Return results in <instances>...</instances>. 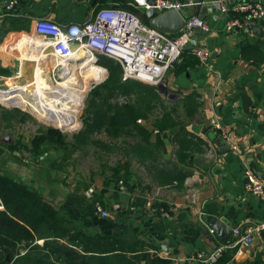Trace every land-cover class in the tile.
<instances>
[{
	"label": "crops",
	"instance_id": "crops-1",
	"mask_svg": "<svg viewBox=\"0 0 264 264\" xmlns=\"http://www.w3.org/2000/svg\"><path fill=\"white\" fill-rule=\"evenodd\" d=\"M8 1L0 0V72H14L19 57H23L16 48L7 47L13 33L31 35L40 18L62 26L83 23L93 19L100 8L122 5L123 0H15L12 14L3 15ZM219 1L205 0L198 9L212 30L194 32L197 45L211 50L210 63L194 53L196 45L183 51L163 83L131 79L126 84L124 94H129L130 87L144 88L149 102L159 105L154 119L139 107L136 123L147 133L136 131L138 141L131 144L153 171L154 181L141 185L126 172L124 190L117 189L115 183L111 188H98L94 199L110 212L105 217L88 208L93 201L74 181H62L52 167L57 158L52 165L37 164L31 170L30 158H20L16 150L13 153L20 161L9 162L11 176L36 188L63 216L80 220L89 233L116 234L128 246L172 259L174 264H264V230L255 233L250 246H228L215 262L198 257L234 240L222 241L209 230L214 216L226 219L232 227L255 225L264 219V198L245 188L244 177L245 167L250 166L264 180V19L253 23L260 25L261 35L248 32L251 23L246 21L242 28L227 31L228 20L241 13L230 10L227 17ZM40 51L48 62L55 60L50 47ZM23 61L25 68L27 58ZM37 68L35 61L33 74ZM112 97L108 100L112 104L110 116L117 114L116 106L123 107L121 112L128 115V105L115 104ZM133 107L138 110L137 105ZM214 117L231 131L238 150L212 126ZM0 172L4 173L1 168Z\"/></svg>",
	"mask_w": 264,
	"mask_h": 264
},
{
	"label": "rangeland",
	"instance_id": "rangeland-1",
	"mask_svg": "<svg viewBox=\"0 0 264 264\" xmlns=\"http://www.w3.org/2000/svg\"><path fill=\"white\" fill-rule=\"evenodd\" d=\"M132 7L135 8L134 6ZM137 10V15L142 17L145 9L141 8L140 10L138 8ZM9 42L6 43L8 48ZM28 46H24L29 48L24 52L18 51V49L21 48L19 47L17 53L27 52L30 57L32 55H35V57L30 59L23 56L24 58H27L24 74L22 78L15 82V84L26 86L30 91L29 95L25 93V91H18L21 99L24 100L25 106H22L18 101L5 102L0 97V168L2 171L10 176L12 175L9 171V162L11 163L15 160L20 161V159L16 157L17 155H14L13 153L18 150L20 158L26 159V156L30 158L28 168L31 170V166L35 167L37 164L43 166L52 165L54 158H57L54 162L55 166H52L53 169L59 176L61 175L63 177L62 181H74L72 183L76 184L77 188L83 189L82 191L85 196L86 190L90 187H93L97 192L98 188H111L113 185L112 183H115V187L120 189V179L118 182L116 181L119 175L126 177L124 184L127 186V173L135 176L138 183L141 185H147L154 181L155 177L153 171L146 167L147 162H144L145 160L140 158L142 155L139 156V151L136 150L137 147L134 146L133 148L135 149H133L131 146L132 143H137L139 138L134 129L129 127L125 128L123 126L115 128V126L109 125V116L108 119L106 118V122L102 125L95 124L89 129L86 127L87 121L89 120L90 122L97 112L96 106L104 101L103 98L109 97L108 90L103 87L109 75L107 68L94 62L95 64L104 67L106 73L102 71L95 73L97 70L94 68L77 69V66L82 61L76 58L68 61V64L70 63V68H65V72L67 73L65 75L62 67L53 69L56 66L55 60H49L48 62L46 55L43 53L40 54V50L45 47L43 44H33ZM41 59H43V61ZM35 61L36 65L39 67V73L35 80H33ZM73 72H75V76L73 75ZM0 73L1 75L6 76H12L14 74L13 71ZM66 77L69 80L74 77L72 79L71 88L67 92V98L65 95L57 93L59 87V84L57 83H63ZM75 78L77 80H75ZM86 78H88V81H86ZM37 79L40 80V84H42V82L46 83L47 80L50 81L51 84L49 83V85L52 90L49 91L46 89L45 91H40V101L45 99L51 100L59 111L66 112L65 116L61 112L62 118L60 120L55 121V118L51 119L39 115L34 111L37 110V108L33 106V101L31 100L36 97V90H38ZM7 82L9 85L12 84L11 80H8ZM5 88H9V86H0V89ZM142 89L144 91V88ZM96 90H98V92H96ZM131 91L132 94H124L122 92L113 94L112 96L114 100L111 102L120 105H137V113L139 112V107L143 106L141 109L145 113L150 114L151 119H154V114L157 115L159 111V105L153 101L149 102V94L145 95L143 91L136 88ZM111 94L112 92L110 91V98ZM1 96L7 95L2 93ZM29 97H31V100ZM144 101H147V104L142 103ZM2 106L9 110H6ZM67 107L68 109L65 110ZM42 113L50 115L56 114V117H58L57 113L51 114L48 113V111H42ZM108 114L109 112H107V115ZM52 128L60 130L63 134V138L58 137L54 141H49L51 138L49 137V139H44L39 145H37L36 136L38 133L43 131L46 133ZM7 138L8 140H6ZM163 151L164 150L160 152L161 157ZM30 152H33L34 155H30ZM161 161L163 162V160ZM36 169L40 168H35L34 170ZM45 171L47 174V170ZM12 177L16 178L14 176ZM160 190L161 188L158 189V191ZM95 197L96 196L94 195V198ZM75 223L77 227L82 228L85 232H90L86 226L81 224L80 220H76Z\"/></svg>",
	"mask_w": 264,
	"mask_h": 264
},
{
	"label": "built area",
	"instance_id": "built-area-1",
	"mask_svg": "<svg viewBox=\"0 0 264 264\" xmlns=\"http://www.w3.org/2000/svg\"><path fill=\"white\" fill-rule=\"evenodd\" d=\"M15 2V0L7 2L3 15L12 14ZM220 2L222 12L227 17L230 10L241 13L240 17L228 20L227 31L232 32L242 28L245 21L253 24L256 20L264 19V0H220ZM130 3L136 8L147 9L153 6L159 12H163L172 8L181 10L187 6L203 5L205 0H155L153 4L150 0H130ZM196 29L207 33L212 30V26L203 16L197 14L186 17L185 26L177 33H168L145 22L136 13L118 4L100 8L93 19L83 23L62 26L49 18H40L35 22L34 32L29 34L42 37L43 45L51 48L55 58L56 66L53 69L62 67L65 75L66 66L70 68L68 61L75 59L74 57L83 51L85 55L92 56L95 63H99L100 55L117 60L122 66L123 81L136 79L146 83L161 84L167 72L181 58L185 46L190 42ZM194 53L201 61L210 63L212 52L206 46L197 45ZM23 60V57H19L12 76L0 74V86H9L0 89V97L2 93L8 96L6 99L1 97L5 102L13 101L19 86H24L15 84L23 77ZM8 80H12V84L9 85ZM211 124L221 131V137L231 144L232 149L238 150L231 131L217 117L212 118ZM244 177L245 188L252 194L264 198L263 178L250 166L245 167ZM125 181L126 177L121 176V190L126 188ZM85 194L89 200L95 202L97 213L105 217L109 216V212L94 199L93 187L88 188ZM209 230L213 233L211 226ZM261 230H264V219L255 225L235 226L232 243L216 247L207 256L200 253L198 257L208 262H215L228 246L252 245L255 242V233Z\"/></svg>",
	"mask_w": 264,
	"mask_h": 264
},
{
	"label": "trees",
	"instance_id": "trees-1",
	"mask_svg": "<svg viewBox=\"0 0 264 264\" xmlns=\"http://www.w3.org/2000/svg\"><path fill=\"white\" fill-rule=\"evenodd\" d=\"M122 6L138 14L137 8H133L129 0H123ZM140 18L149 23L145 14ZM98 62L109 72L103 85L108 90L109 97L103 98L104 101L96 106L97 112L90 122L87 121V129L95 124H104L109 116V125L115 128L123 125L146 135V128L136 123L135 107L125 106L128 109L127 115L122 113L123 107L116 106L115 117L107 115L112 108L108 101L109 92H112L111 96L115 93H127L126 84L131 79L121 82L122 66L114 58L100 55ZM100 65L94 64L93 68L97 72L106 73L105 68ZM131 90L132 87L129 94ZM58 137L63 138V134L56 128L46 133L39 132L36 144L39 145L44 139L54 141ZM120 178L119 175L116 181ZM88 208L95 210V202ZM75 221L73 217L63 216L36 188L0 172V264H174L172 259L153 256L136 249L137 247L128 246L116 234L85 232L77 227ZM40 240L43 242H39Z\"/></svg>",
	"mask_w": 264,
	"mask_h": 264
},
{
	"label": "bare ground",
	"instance_id": "bare-ground-1",
	"mask_svg": "<svg viewBox=\"0 0 264 264\" xmlns=\"http://www.w3.org/2000/svg\"><path fill=\"white\" fill-rule=\"evenodd\" d=\"M11 38H12V40H11ZM11 40V41H10ZM42 37H40V36H37V35H27V34H24V33H19V32H15V33H13V35H11V37H8V42H9V48L10 49H12L13 50V48H16V49H18L19 47H21L20 49H18V51H20V52H24L25 50H27V49H29L28 47V45H33V44H44L43 42H42ZM28 46V47H24V46ZM30 53H32V52H30ZM43 54H45V53H43ZM22 56H26L27 58H30V59H33L34 57H35V55H32L31 57L28 55V53L27 52H25V53H22L21 54ZM31 55V54H30ZM43 57H45V56H43ZM75 59L77 58V59H80L82 62L77 66V69H83V68H93V65L95 64L94 63V58L92 57V56H87V55H85V53L83 52V51H81V52H79V54L78 55H76V57H74ZM30 59H28V60H30ZM74 60V59H73ZM62 64H64L65 65V63L64 62H62ZM70 64V63H69ZM37 66V65H36ZM74 66H76V65H74ZM66 68H67V66H66ZM73 70V69H72ZM39 71V67L37 68V70H35V74H34V76L36 77L37 76V74L39 73L38 72ZM95 73H99V72H97V71H95ZM73 75L75 76L76 74H75V72H73ZM73 75H71V76H73ZM40 76V75H39ZM74 78V77H73ZM72 78V79H73ZM72 79L71 80H69L67 77L65 78V80H64V82L63 83H59V87H58V90H57V93H59V94H63V95H65V97L67 98V92L69 91V89L71 88V83H72ZM75 80H77L76 78H75ZM79 80H80V78H79ZM12 81V80H11ZM37 89L38 90H36V97L35 98H33L32 100H31V97H29V99L31 100V101H33L32 102V104H33V106H35L36 108H37V110L38 111H41V112H38L37 110H34L36 113H38L39 115H42V116H45V117H49V118H51V119H54L55 118V121H58V120H60L61 118H62V114H61V112L63 113V115L65 116V113L66 112H63V111H59L58 110V108H56V106L54 105V103H53V101H51V100H48V99H45V100H42V101H40L41 100V97L39 96V93H40V91H45L46 89H48L49 91H51L52 90V88H51V86L49 85V83H50V81H46V83L45 82H42V84H40L39 83V81L40 80H38L37 79ZM86 81H88V78H86ZM51 84V83H50ZM73 84H74V82H73ZM36 85V84H35ZM33 90V89H32ZM18 91H25V93H27L28 95L30 94V91H29V89L26 87V86H19V90ZM60 96H62V95H60ZM3 99H6V98H8V96H1ZM65 99V98H64ZM13 101H18V102H20V104L22 105V106H25V103H24V100H22L21 99V96H20V94L19 93H17L16 94V97H13V99H12ZM66 100V99H65ZM67 101V100H66ZM56 102V101H55ZM68 106H69V108H70V104H69V102H68ZM66 109H68V107L67 108H65V110ZM63 110V109H62ZM42 111H48V113H51V114H55V113H57V116L58 117H56V114L55 115H50V114H47V113H42ZM59 111V112H58ZM61 123H63V122H61Z\"/></svg>",
	"mask_w": 264,
	"mask_h": 264
},
{
	"label": "water",
	"instance_id": "water-1",
	"mask_svg": "<svg viewBox=\"0 0 264 264\" xmlns=\"http://www.w3.org/2000/svg\"><path fill=\"white\" fill-rule=\"evenodd\" d=\"M153 4L155 0H150ZM184 1V0H180ZM220 5L221 2L219 1ZM202 5H192L187 6L181 10L177 9H168L163 12H159L155 7L151 6L146 9V16L151 22L153 26L156 28L168 32V33H177L185 26V19L191 15L199 14L198 9ZM222 7V6H221ZM189 8H196L194 11H189ZM1 26V21H0ZM248 32H255L256 34H263V30L261 29L260 25L257 24H250L248 27ZM198 44L197 35H193L190 42L185 46L184 50L192 49L194 46ZM243 120L245 118L241 117ZM8 140V138L6 139ZM211 227L213 229V233H217L219 238L222 241H227L233 237V227L231 226L230 222L226 219L219 218L218 216H214L211 219Z\"/></svg>",
	"mask_w": 264,
	"mask_h": 264
}]
</instances>
